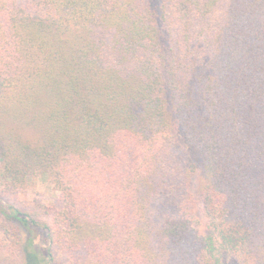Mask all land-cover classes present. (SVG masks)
Listing matches in <instances>:
<instances>
[{
    "label": "trees",
    "instance_id": "trees-1",
    "mask_svg": "<svg viewBox=\"0 0 264 264\" xmlns=\"http://www.w3.org/2000/svg\"><path fill=\"white\" fill-rule=\"evenodd\" d=\"M0 218V264H264V0H0Z\"/></svg>",
    "mask_w": 264,
    "mask_h": 264
},
{
    "label": "rangeland",
    "instance_id": "rangeland-1",
    "mask_svg": "<svg viewBox=\"0 0 264 264\" xmlns=\"http://www.w3.org/2000/svg\"><path fill=\"white\" fill-rule=\"evenodd\" d=\"M8 201L13 204L26 203L44 206H60L61 195L49 182L31 181L21 193L17 194V196L10 197ZM198 207L199 209L201 208L200 201ZM16 231L17 230L13 224L7 222L4 218H0V237L2 239L8 240L9 236H16L18 234ZM39 239L40 247L44 250L45 244L40 237ZM59 261L61 263L66 262L63 257H60Z\"/></svg>",
    "mask_w": 264,
    "mask_h": 264
}]
</instances>
